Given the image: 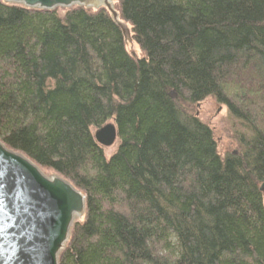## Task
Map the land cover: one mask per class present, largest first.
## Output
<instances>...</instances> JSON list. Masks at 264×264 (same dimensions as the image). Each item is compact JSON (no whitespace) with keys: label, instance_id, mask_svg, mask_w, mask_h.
<instances>
[{"label":"trees","instance_id":"1","mask_svg":"<svg viewBox=\"0 0 264 264\" xmlns=\"http://www.w3.org/2000/svg\"><path fill=\"white\" fill-rule=\"evenodd\" d=\"M116 2L140 58L107 10L0 0V139L87 195L60 264H264V0ZM209 96L237 154L183 111Z\"/></svg>","mask_w":264,"mask_h":264},{"label":"water","instance_id":"2","mask_svg":"<svg viewBox=\"0 0 264 264\" xmlns=\"http://www.w3.org/2000/svg\"><path fill=\"white\" fill-rule=\"evenodd\" d=\"M35 11L107 10L136 54L130 24L122 19L116 0H2ZM137 55V54H136ZM100 145L118 139L113 123L95 134ZM264 191V185L261 188ZM87 195L59 173H46L22 152L0 139V264H60L76 222L86 216Z\"/></svg>","mask_w":264,"mask_h":264},{"label":"rangeland","instance_id":"3","mask_svg":"<svg viewBox=\"0 0 264 264\" xmlns=\"http://www.w3.org/2000/svg\"><path fill=\"white\" fill-rule=\"evenodd\" d=\"M58 10L60 11V13L64 14V11H66L67 9L61 8ZM128 50L133 54L130 46L128 47ZM135 50L137 55L136 54L134 55L137 58H140L142 54L137 44ZM183 111L187 114V116L188 115L194 116L195 118L200 119V121L204 123L206 126L212 128L214 132V137L217 141L219 154L221 155L222 158H225L228 155L237 154L239 152L240 149L238 148L237 137L239 135H244L245 133H248V131L246 127H243V125L234 116H231L228 107L226 105H223L221 103L219 104L216 101L215 97L209 96V98L199 102L194 106H190V105L185 106L183 108ZM98 130H99L98 128H92V133H94L95 135ZM119 146L120 143L118 140L113 142L111 145H105V144L103 145L102 148L104 151V155H106V158L108 160L112 158V156L117 151ZM45 171L46 173L49 174L51 172L53 173V171L50 170H45ZM77 223L79 222H76L75 225ZM75 225L73 226V228L75 227ZM69 244L70 242L67 244L68 245L67 248L69 247Z\"/></svg>","mask_w":264,"mask_h":264}]
</instances>
